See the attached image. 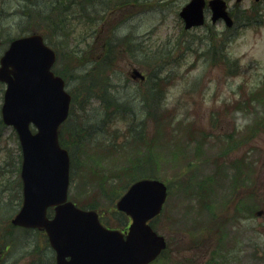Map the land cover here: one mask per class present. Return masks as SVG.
Listing matches in <instances>:
<instances>
[{
  "label": "rangeland",
  "instance_id": "obj_1",
  "mask_svg": "<svg viewBox=\"0 0 264 264\" xmlns=\"http://www.w3.org/2000/svg\"><path fill=\"white\" fill-rule=\"evenodd\" d=\"M142 1L132 4L124 10L116 9L108 17L106 24L104 26L102 24L97 25L95 30L102 35V38L107 34L109 37L113 36L116 40L115 43L121 42L125 37H130V47H116L119 60L116 62L115 67L109 70L112 78L111 92L117 106L120 108L119 114L129 107L132 110L131 114L135 115L136 124L139 127L145 122L146 133L149 138L156 133V125L149 119L147 114L146 97L145 95H138L146 86H143L140 80L132 78V71L138 69L144 75H151L154 67L153 64L151 65V63H154L150 58L153 56L151 52L161 56L159 52L164 53L166 51L163 54L164 62H171V65L161 75V78H167V81L165 80L163 85L159 86L160 105L163 109L176 114L173 118L175 125L180 121L188 125L193 120L196 127L215 133L213 137H209L208 145L205 146L203 151V153L205 152L204 157L197 161H200V167L194 170L186 171L185 169H187L186 164L197 163L189 154L194 151L196 144L189 141L191 145L188 146L183 132H177L174 138L166 139L165 129L161 128L160 136H158L155 143V145L157 144L156 147L147 148L146 150L155 158L157 154L159 155L160 165L156 169L158 171L156 176L165 181L171 188L165 206L166 212L162 219L154 225L157 231L159 228V233L164 235L170 242V250L163 257V263L166 261L167 264H185L187 261L184 260L187 258L195 262L190 264H206L208 259L203 254L204 250L186 249L190 246V239L188 238L190 232H186V229L187 226H195L196 221L205 222L203 219L208 215L198 212L194 199L197 196L191 197L192 189L187 188L190 185L189 183L186 182L181 185L180 178L182 176L180 177L179 173L186 171L190 174L189 178H193L196 183L204 180L206 176L213 172L214 165L211 163H215L221 158V154L226 148L222 135L232 132V125L234 126L229 118L230 112H228L225 114L227 120L219 115L220 117H217L216 126L214 127L213 118L215 117L213 113L223 109L225 104H232L231 101L234 99L239 100L241 98L239 95L243 94L242 90L247 89L248 94L251 88H255L259 82L264 80V0H261L258 4L255 3V0H243L239 4L236 0H228L230 2V12L233 9L244 10L253 6H258L262 11L260 16L261 25L246 29L239 27L237 38L227 42L225 53L230 58L229 66L223 65L219 60H212L209 54H206L209 40H205L203 43L200 42V39H206L207 36H210V31L219 36L217 31L226 29L224 22H219L216 25L212 24L210 9L207 12V24L204 27L192 30L191 35L185 36L184 25L179 13L190 0ZM1 8L0 57L9 45V41L7 42L9 38L14 39L28 34L22 33V29L19 27V15L13 13L3 19V12H6L3 11L2 5ZM11 10L12 12L14 10L19 11L16 4L12 5ZM208 26H210L209 30ZM82 35L83 32H79L75 37H68V41L62 38L63 36H52L47 41L54 48L57 45L60 49H63V44L67 47L64 50L57 49L61 56H69L73 54V50L82 51L84 54L90 52L94 47H99V44L93 42L90 46H87L84 41L81 42ZM219 39L221 40L210 42L213 43V47L218 46L222 49L225 40H222L220 36ZM177 45H179L178 49ZM222 55V52H220L219 56ZM65 64L63 61L56 64L57 73L58 71L61 72L60 68H63ZM91 67L92 65L80 67L76 65L69 72L71 75H83ZM77 86L78 81L71 80L67 85V89L72 92L75 91ZM4 90L5 86L0 83V119ZM80 102H82V99L78 98L76 105L74 104L76 107L72 118L68 121V123H72H70L69 128L73 127L75 120L78 119L76 128L93 125L98 129L101 121L108 116V120L116 122L108 129V133L105 136L102 135L101 138H107L108 144L113 145L118 143L120 145L124 142L123 133L128 127L129 119L125 122L121 121L120 118L117 119V112L111 114L112 110L103 108L100 101L96 99H91L85 109L87 118L83 116L79 119L82 114ZM215 115L217 116V114ZM172 128L173 126L170 129L172 130ZM116 134L119 136L117 137ZM253 143L258 146L259 150L253 152L244 147L239 151V154L245 153L246 150L249 151L248 154L254 160L255 165L257 164L253 173L255 175L254 185L244 186L239 188L240 191L234 193L231 182L226 178L219 183L220 185L211 199L215 202V206L222 210L220 214L231 216V221L239 219L236 213L239 195H244L247 200H250L247 197L253 195L255 204L257 201L258 206L255 208L254 216L249 219L245 218V220L241 217V222L234 221L229 224L226 229L227 240L224 245L226 258L214 259V264H264V135ZM66 145L75 158L71 195L74 196L77 202L83 204H88L90 200H100L101 204L96 205L97 210L103 214L104 221L107 224L117 227L116 224L120 222L121 217L115 209L116 202L111 205L108 200H102L99 195H96L95 190L98 180L95 176L93 180L89 179L88 168L96 166L95 163L100 162L98 165L105 169L103 173L109 177H107V181L112 184V189L114 187L120 189V184L126 183V175L123 170H129L128 168L131 166L127 162L128 157L119 153L117 155L110 154L109 158L101 160L100 156L94 154L95 147L91 142H73L66 137ZM19 146V140L13 128H4V126L0 128V165L5 169L1 175L3 185L0 188V264H36L39 260H47V263H51L53 259H47L41 251L45 248L43 247L45 241L42 235L24 232L21 229H16L14 233L7 230L12 227L10 220L21 208L18 200V198H21L20 187H18V165L14 166V163L11 165L12 158L11 156H8L9 159L7 158V149L11 150L15 159L16 150L18 151ZM260 149L262 150L260 151ZM254 153L258 154L253 156ZM130 154L131 151L129 156ZM173 154H180V156L175 157ZM218 164L227 165L228 163L220 160ZM113 195L116 196L114 193ZM256 211H261L262 215L257 216ZM171 222H173V226H171ZM174 229H179L181 234L176 233ZM24 233L25 235H23ZM10 243L13 246H10L9 250H5ZM37 244L40 247L39 256L33 253V249ZM211 248L214 251L216 245ZM211 253H209V260ZM198 258L202 260L196 262Z\"/></svg>",
  "mask_w": 264,
  "mask_h": 264
},
{
  "label": "trees",
  "instance_id": "obj_2",
  "mask_svg": "<svg viewBox=\"0 0 264 264\" xmlns=\"http://www.w3.org/2000/svg\"><path fill=\"white\" fill-rule=\"evenodd\" d=\"M138 2H142V0H0V8L2 5L4 8L3 11L6 12H3V19H6L13 13L19 15V27L22 29V33L38 32L42 33L46 39H50L52 36H63L62 38L68 41V37H75L79 32H83L81 42L84 41L87 46H90L92 42L99 44V47H94L90 52L84 54L82 51L77 52L73 50V54L69 56L59 55V61H63L66 64L63 68H60L61 72L58 71L57 74L61 75L68 84L71 80L78 81V86L75 91L71 92L73 96L72 116L75 111L74 108L76 107L74 104L76 105L78 98H81L82 102L79 103L82 111L79 117L80 119L83 116L86 117L85 109L91 99L100 101L102 107L106 110L111 109V114H114L119 108L111 92L112 78L109 70L113 69L119 60V53L116 51V47H130V37H125L121 42L115 43L116 40L113 36L109 37L107 34L102 38V35L98 34L95 27L99 24L104 26L108 17L116 9L124 10ZM14 4L18 6L19 11L14 10L12 12L11 7ZM1 15L2 8L0 11V19ZM226 34H229V38H227L228 41H224L222 49L215 45L213 47V43L209 41V57L212 60H219L223 65L229 66L230 58L225 53V47L228 45L227 42L235 39L236 35L232 32ZM211 39V41H218L216 35L211 36ZM11 40L12 38H9L7 42ZM55 49L64 50L67 47L63 44V49H60L55 45ZM130 52L132 53L131 50ZM220 52H222V56H219ZM151 54L153 56L150 58L154 61L151 65L153 64L154 67L151 75L144 82L146 88L141 90L138 95H145V105L148 109L147 114L158 126L156 133L152 137L149 138L147 136L145 122L140 127L136 124L135 115L131 114L132 110L130 108L127 110V114L123 116L117 115V119L120 118L123 122L129 119L128 127L123 133L124 142L120 143V145L119 143L116 145L108 144L107 138H101L102 135L105 136L108 133V129L116 122L108 120V116L101 121L98 129L93 125L86 127L84 125L76 128L79 121L77 119L73 127L68 128L66 126L61 132V142L64 147H67V137L73 142H91L95 147L94 154L100 156L101 160L109 158L110 154L117 155L122 153L128 157L127 162L132 167L130 166L128 168L129 170H123L126 175V183L120 184V189H115V187L112 189V184L107 181L108 176L103 173L105 169L98 165L100 162L95 163L96 166L89 168L90 172L94 173L98 180L95 190L96 195H99L100 198H109L112 202L124 194L128 187L136 180L140 178H158L156 176L158 172L156 169L160 165L159 155L157 154L155 158L142 149H149L156 146L155 143L159 136V128L162 124L165 129L166 139L174 138V132H183L188 146L191 145L189 141L196 144V162L203 157L201 155L203 148L209 142L210 134L208 135L205 130L201 129L199 131L195 128L193 121L188 125L183 124L182 121L177 122V125H175L173 118H175L176 114L169 112L167 109H163L160 105L161 95L159 86L161 87L164 81H167V78L163 79L161 75L171 65V62H164L163 57L158 56L156 53L151 52ZM78 60L82 61L79 62ZM76 65L78 67L92 65V67L83 75H71L69 71ZM242 91L243 94H240L241 98L239 100L234 99L231 101L232 104H225L222 110L217 111L218 118L230 112L229 118L234 123V126L232 125V132L222 135L226 148L222 152L221 158L215 162L213 174L206 176L204 180L197 181L196 183L193 178L189 179L188 175L183 180L186 183L189 179L190 185L187 188L192 189L191 197L197 196L194 199L198 212L208 215L207 220H203L205 222L196 221V225L190 226L188 230L191 236V245L207 247L209 253L212 252L210 261L207 264H214V259L226 258L223 250L227 240V227L234 221L241 222V217L245 220V218L249 219L254 216L255 208L258 206L257 201L255 204V197L253 195L247 197L250 200H247L244 195H239L236 207V213L239 219L235 216L238 220L231 221V216L220 214L222 210L217 208L215 202L211 199L215 195L216 189L220 185L219 183L223 182L225 178L231 182L234 193L240 191L239 188L254 185L255 182V175L253 173L257 164L255 165L254 160L248 152L259 150L257 148L258 146L253 142L264 135V80L259 82L255 88H251L248 94L246 92L247 89ZM171 126H173L172 130L170 129ZM116 136L118 137L119 135L116 134ZM236 137L238 138L236 139ZM244 147L249 151L246 150L245 153L239 154V151ZM130 151L131 154L129 156ZM256 154L258 153H254L253 156ZM173 155L175 157L178 156L176 154ZM220 160L227 162L228 165L218 164ZM199 165H201L200 161L188 164V168ZM208 196L209 198H207ZM77 203L80 206H89L92 208L96 207V205L98 206V204L100 205L96 200H90L88 204ZM126 219L124 217V223H126ZM214 245H216V249L213 251L211 247Z\"/></svg>",
  "mask_w": 264,
  "mask_h": 264
},
{
  "label": "water",
  "instance_id": "obj_3",
  "mask_svg": "<svg viewBox=\"0 0 264 264\" xmlns=\"http://www.w3.org/2000/svg\"><path fill=\"white\" fill-rule=\"evenodd\" d=\"M205 6V0H191L182 9L186 29L204 24ZM209 6L213 22L222 18L233 24L224 0H211ZM56 59L39 34L15 40L1 59L0 82L7 85L2 117L16 129L24 156V207L12 223L46 230L57 264H149L167 247L148 221L161 213L168 188L155 179L131 186L117 204L133 219L127 236L104 227L95 211L67 201L70 157L60 145L59 128L69 116L72 97L65 80L52 70ZM138 77L144 79L135 70L133 78ZM49 206H57L53 220L47 218Z\"/></svg>",
  "mask_w": 264,
  "mask_h": 264
},
{
  "label": "flooded vegetation",
  "instance_id": "obj_4",
  "mask_svg": "<svg viewBox=\"0 0 264 264\" xmlns=\"http://www.w3.org/2000/svg\"><path fill=\"white\" fill-rule=\"evenodd\" d=\"M243 0H237V4H239L240 2H242ZM239 10V9H237ZM43 247H45L43 250H41L44 254H45V257L48 259V258H54V251L51 247V245L49 243H47L46 241L44 242V245ZM33 253L37 256L40 255V247H39V244H37L34 249H33ZM161 262V261H160ZM52 263V262H51ZM36 264H50V263H47V260H39Z\"/></svg>",
  "mask_w": 264,
  "mask_h": 264
}]
</instances>
